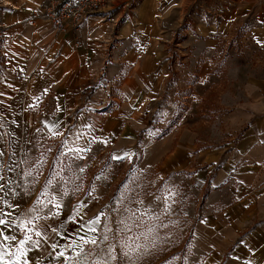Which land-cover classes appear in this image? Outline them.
I'll use <instances>...</instances> for the list:
<instances>
[{"label":"crops","instance_id":"crops-1","mask_svg":"<svg viewBox=\"0 0 264 264\" xmlns=\"http://www.w3.org/2000/svg\"><path fill=\"white\" fill-rule=\"evenodd\" d=\"M10 1L14 9L0 10L1 118L24 124L37 101L39 123L66 152L109 151L127 161L147 144L143 160L160 177L188 174L207 187L193 235L201 263L264 264V74L244 80L233 120L244 131L236 144L200 149L187 130L148 139L173 71L172 52L193 44L200 52L241 26L264 49V0H108L77 30L34 20L46 0ZM98 215L96 202H82L38 224L47 238L24 246L26 264L64 261L57 253L68 257L73 247L66 245L95 235L88 222Z\"/></svg>","mask_w":264,"mask_h":264},{"label":"rangeland","instance_id":"rangeland-1","mask_svg":"<svg viewBox=\"0 0 264 264\" xmlns=\"http://www.w3.org/2000/svg\"><path fill=\"white\" fill-rule=\"evenodd\" d=\"M252 37L251 31L241 26L221 35L218 44L200 52H196L194 44L173 51L176 58L167 80L163 107L156 115V128L148 139L159 138L170 131L187 130L200 149L236 144L244 131L243 125H233L236 106L243 101L244 80L264 74V49ZM2 57L3 53L0 54V81L4 71ZM40 112L36 101L27 109V122L17 125L7 123L0 114V133L4 134L3 140L0 139V152L4 153L0 157V176L4 177L0 180L4 185L0 190V219L8 222L6 227L0 225V229L4 235L17 238L10 242L0 240V251L4 252L0 264H26L27 253L21 255L19 249V241L25 235L22 226L33 229L29 234L34 239L38 224L78 203L96 202L101 223L95 235H100L104 225L110 222L106 217L112 221L117 218L114 209L121 207L118 196L143 200L145 204L160 196L171 204V211L162 217L167 227L158 230V246L144 254L137 264H202L193 251V235L207 187L201 190L188 174L160 177L156 169L146 166L143 160L147 144L141 147L138 156L127 161L114 160L109 151L81 152L79 159L74 158L76 152L62 155L66 151L39 123ZM41 158L47 162L38 175L36 162ZM65 164H70L71 170L65 168L61 176H50L51 170L60 171ZM80 168L84 171L80 172ZM28 172L32 175H27ZM49 179L55 187L50 186L49 196H41ZM57 189L69 193L54 196L62 200L59 210L48 202ZM38 199L42 204H36ZM127 203L125 199L124 204ZM163 207L164 204H160V208ZM90 247L85 245L84 252ZM77 251L80 249L73 247L68 255L73 258L72 264H78ZM49 264L66 262L50 261Z\"/></svg>","mask_w":264,"mask_h":264},{"label":"snow or ice","instance_id":"snow-or-ice-1","mask_svg":"<svg viewBox=\"0 0 264 264\" xmlns=\"http://www.w3.org/2000/svg\"><path fill=\"white\" fill-rule=\"evenodd\" d=\"M58 128V125L54 126ZM54 135L61 134L59 132H54ZM67 145V141L64 142ZM90 150V149H88ZM51 151V149H49ZM76 152L75 159L82 158L79 154L85 149H72L68 148V152ZM68 153H62V155H67ZM4 155L0 152V157ZM116 159H123V157H114ZM59 161V158H57ZM46 159L41 158L36 162V170L39 174ZM62 163V162H61ZM2 167V165H0ZM65 168L71 170L70 164H65L60 169V171H55L54 169L50 171V176L59 177ZM80 172L84 171V168L79 169ZM27 175L31 176L32 173L28 172ZM38 175L35 179L38 180ZM79 178V177H78ZM4 177L0 176V180ZM50 186L55 187L53 180L49 179L46 182L45 189L41 192V196H49ZM4 185L0 184V190H2ZM55 195L68 196L67 191H57L53 194V198L48 202L53 205L57 210H59L63 204L62 200H56ZM172 195H175L174 193ZM120 201L121 207L115 208L114 211L117 213V218L112 221L110 217H106L110 222L104 225V230L100 235H93L91 237L81 236L79 243L74 245H66L65 247H75L80 249L76 252V259L78 264H137V262L146 254L150 249H155L160 242L158 230L161 228H166L167 224L162 222V217L167 215L171 211V204L166 202V199H162L157 196L155 200L151 203L145 204L143 200H136L135 198L127 197H116ZM127 199L128 203L124 204V200ZM164 204L163 208H160V204ZM37 205L42 204L41 200L36 201ZM135 204L136 207H132ZM143 205V208L140 206ZM18 206V205H17ZM83 205H81L82 207ZM54 216L59 215V211L53 213ZM77 215H79V210L77 209ZM101 215H104L103 213ZM38 219V217H37ZM7 221L0 219V225L7 226ZM32 221L29 220L28 224ZM101 223V217L98 215L93 220H90L88 224L92 227L88 228V231L96 233L98 231V225ZM113 224L115 227H113ZM42 227V226H40ZM22 230L25 232L24 238L19 241L20 254L25 255L26 249L25 245L32 244L33 246H39L41 239L47 238V232L41 230H35L34 235L38 238L33 240V229L28 228L26 225L22 226ZM53 232L56 231L55 228L52 229ZM17 238L15 236L4 235L3 230L0 229V240L5 242L15 241ZM91 245L87 252H84V246ZM53 250L57 248V244L53 243L51 245ZM119 250V251H117ZM58 257H64L66 264H72V257L65 256V252L62 250L57 253ZM4 259V252L0 251V261Z\"/></svg>","mask_w":264,"mask_h":264},{"label":"built area","instance_id":"built-area-1","mask_svg":"<svg viewBox=\"0 0 264 264\" xmlns=\"http://www.w3.org/2000/svg\"><path fill=\"white\" fill-rule=\"evenodd\" d=\"M107 4L108 0H46L45 6L34 14L33 19L45 21L59 29L77 30L83 20L98 15ZM0 8L14 9L10 0H0ZM2 29L0 25L1 55L5 44Z\"/></svg>","mask_w":264,"mask_h":264}]
</instances>
